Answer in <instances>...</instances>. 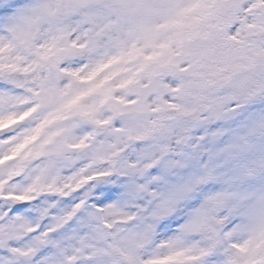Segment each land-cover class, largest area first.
<instances>
[{"label": "snow or ice", "instance_id": "obj_1", "mask_svg": "<svg viewBox=\"0 0 264 264\" xmlns=\"http://www.w3.org/2000/svg\"><path fill=\"white\" fill-rule=\"evenodd\" d=\"M0 264H264V0H0Z\"/></svg>", "mask_w": 264, "mask_h": 264}]
</instances>
